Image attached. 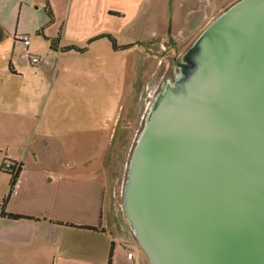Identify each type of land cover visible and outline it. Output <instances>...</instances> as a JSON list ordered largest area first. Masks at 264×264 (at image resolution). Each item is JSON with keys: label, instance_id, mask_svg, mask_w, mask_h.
Here are the masks:
<instances>
[{"label": "water", "instance_id": "obj_1", "mask_svg": "<svg viewBox=\"0 0 264 264\" xmlns=\"http://www.w3.org/2000/svg\"><path fill=\"white\" fill-rule=\"evenodd\" d=\"M149 88L120 205L149 264H264V0H235Z\"/></svg>", "mask_w": 264, "mask_h": 264}, {"label": "crops", "instance_id": "obj_2", "mask_svg": "<svg viewBox=\"0 0 264 264\" xmlns=\"http://www.w3.org/2000/svg\"><path fill=\"white\" fill-rule=\"evenodd\" d=\"M49 1L54 15L52 21L45 10L46 0H0V48H4L0 60L2 65H8L13 79L27 81L25 72L18 69L15 62L33 74L32 85L37 91L47 93V98L55 91V97L75 92L81 96L84 88L88 89L81 84L94 81L96 62H102L104 67L108 64L116 67L114 61L113 64L108 62L106 54L110 55L111 50L114 54L131 50L136 44L131 43L130 49L115 51L111 42L103 38L88 45L84 53H64L60 48L51 49L44 37L60 35V47H85L94 37L102 34L114 37L112 32H116L114 28L99 30L86 36V45L80 46L73 35L74 30L86 27L91 21L84 14L85 7L90 12L88 17L100 14L99 17H105L109 22V18L119 20L121 27L136 20L138 11L127 14L116 10L112 0ZM182 1L179 2L181 5H187H183L176 15L151 18L152 26L144 41L148 49L141 55L142 61L159 49L156 42L179 43L194 35V31L199 33L223 7L207 15L208 7L204 6L207 0ZM19 34L30 37L29 51L41 59L40 64L32 65L23 59L25 47L18 41ZM32 38L49 44L46 56L31 49ZM106 41L110 45L107 46ZM92 52L98 58L87 59ZM69 54L79 57H57L55 60V56ZM114 72L120 74L121 70L115 68ZM86 110L88 122L74 125L78 121V109H39L38 115L27 118V127L20 126L23 132L19 138H9L22 168L4 211L20 218L1 214L4 199L10 191L9 176L0 189V264H146L138 247L130 245L129 240L137 243L119 209L121 204L115 215L112 213L116 195H113L101 165L105 158L99 159L98 168L93 169L95 157L91 152L87 151L82 158L66 155L69 147L81 144L80 140L91 142L92 147L105 146L109 150L112 146L119 115L113 120L103 115L101 122L95 125L89 123L90 110ZM0 174L7 175L1 169Z\"/></svg>", "mask_w": 264, "mask_h": 264}, {"label": "rangeland", "instance_id": "obj_3", "mask_svg": "<svg viewBox=\"0 0 264 264\" xmlns=\"http://www.w3.org/2000/svg\"><path fill=\"white\" fill-rule=\"evenodd\" d=\"M207 1V3H204V6L208 7L206 8L208 9L207 15L218 10L225 2H231V0ZM53 2L61 3L60 0H53ZM179 2L184 1L112 0L111 4L116 10L126 12L127 14L130 12L134 13L136 9L138 11L139 17L129 23V25L123 27H121L119 20L109 18L112 21L109 22L106 21L105 17H99L100 14L94 18L88 17L90 12L85 7L84 14L91 21L89 20L90 22L86 24V27L82 26L74 30L75 34L73 35L80 46L86 45V36L90 34L94 35L99 30H105V28H114L116 32H112V34L118 44L134 43L136 44V48L118 54H114L111 50L110 55L106 54L108 62L111 61V64H113L114 61L116 67L109 64L104 67L102 62H96L94 68L91 65L90 68H93L95 78L94 81L91 80L89 83L81 84L88 88H84L81 96L78 92H75L71 95L55 97V91L51 97L47 98V93L37 91L34 85H32L34 83L32 81V78L34 79L33 74L27 72L25 68L15 62L17 68L25 72L27 81L23 82L20 79H13L8 65H2V60H0V166L2 167L11 162L19 164L17 157L14 155V145L10 143L9 138H19L23 132L20 126L27 127L29 124L27 118L38 115L39 109H78V114H76L78 121L74 125L76 123L83 124L88 122L86 109L90 110L89 123L94 122L95 125L101 122L103 115L106 117L108 115L110 116L109 119L113 120L118 114L117 127L115 133H113V135L115 134V138L109 150L105 146L92 147L91 142L89 144V141L80 140V145H73L66 152L68 157L73 158L77 156L82 158V156L87 154V151L91 152L95 157L93 169L98 168L99 159L105 158V163L103 162L101 165L105 169V176L108 179L107 183L110 182L112 193L116 195L112 208V213L115 215V211L118 210L119 204L122 202L126 167L130 161L132 149L136 143L139 131L143 127L142 118L146 110L144 106L147 104L149 88L157 83V79L160 81L166 73H168L167 79H170L169 82H171L174 70H177L173 64V60L181 59L197 36L190 37L179 43L164 42L165 47L162 50L156 49L153 52L154 54H150L149 58L143 60V63L141 55L148 49L144 41L145 36L149 34L152 26L153 20L151 18L156 16L169 18L176 15L178 10L182 9L183 5H187V3L181 5ZM211 5L213 6L211 7ZM57 9L61 13L60 7ZM82 19L79 18L80 21ZM69 33L71 35L72 30ZM66 41H68L67 38ZM108 41H106L107 46L110 45ZM156 44L159 45V42H156ZM48 47L49 44L44 40L32 38L31 49H36L42 56H46ZM3 51L4 48L1 47L0 53H3ZM57 57H61L58 59H63L65 57L79 56L76 54L55 56V60H58ZM83 58H86V56ZM92 58H98V55L92 52L87 59L90 60ZM20 66L22 68H19ZM115 68L121 70V73L114 72ZM140 96L141 98L139 99ZM50 114V112H47V116H50ZM92 118H95V120H92ZM106 122L109 121L107 120ZM7 175L0 174V189L2 188V184L9 179V175ZM129 241L130 245L134 248L138 247L142 252L145 263L149 264L142 249L133 243V241Z\"/></svg>", "mask_w": 264, "mask_h": 264}, {"label": "trees", "instance_id": "obj_4", "mask_svg": "<svg viewBox=\"0 0 264 264\" xmlns=\"http://www.w3.org/2000/svg\"><path fill=\"white\" fill-rule=\"evenodd\" d=\"M45 10H46V13L48 14L49 18L52 21L53 18H54V15H53V12H52L51 7H50V1L49 0H46ZM112 14L115 15V13H112ZM44 38L50 43L51 49L56 50V49L60 48L61 51L64 52V53H68V52L84 53V52H86L88 50V45H91L92 43H94V42H96V41H98L100 39H103V38H106L107 40H109L111 42V44L113 46V49L115 51L127 50V49H130V48L133 47V44L118 46L115 38L111 34H102L100 36H97V37L89 40L85 47H79V46H75V45H70V46H66V47H60V40H61V36L60 35L58 37H56V38H49V37H44ZM21 168H22V165H18V168H16L17 170H15V167H12L10 169L3 168V167L0 168L5 173H7L10 176V178H11L10 191H9V194L7 195V197L4 199V203L2 205V211H1V214L5 215V216H8L10 218H20V217H17V216L6 214L4 210L6 208V204H7L8 200H9L10 195L15 190V186H16V184L18 182L19 173L21 171Z\"/></svg>", "mask_w": 264, "mask_h": 264}, {"label": "built area", "instance_id": "obj_5", "mask_svg": "<svg viewBox=\"0 0 264 264\" xmlns=\"http://www.w3.org/2000/svg\"><path fill=\"white\" fill-rule=\"evenodd\" d=\"M18 41L21 42L23 44V46L25 47V51L23 52V57L30 62L32 65H38L41 62V59L35 55H33L30 51H29V46L31 44V39L28 35H19L18 37ZM3 168H7L10 169L12 167H15V170H17L16 168H18V164L17 163H9L6 164L4 166H2ZM129 257H132V255H130Z\"/></svg>", "mask_w": 264, "mask_h": 264}, {"label": "flooded vegetation", "instance_id": "obj_6", "mask_svg": "<svg viewBox=\"0 0 264 264\" xmlns=\"http://www.w3.org/2000/svg\"><path fill=\"white\" fill-rule=\"evenodd\" d=\"M234 1H235V0H233V1H231V2H228V3L225 2V4L223 5V8H222L217 14H219L221 11H223L224 9H226V8H227L230 4H232ZM196 14H197V13H195L194 15H196ZM217 14H216V15H217ZM216 15H215V16H216ZM213 18H214V17H213ZM194 32H195L194 35H191L190 37L193 38L194 36H196V35L198 34V33L196 34L197 31H194ZM190 37H189V38H190ZM189 44H190V43H189ZM164 47H165V46L163 45V43H159V45H158V48H159V49L162 50ZM145 106H146V104H145ZM145 106H144V109H145Z\"/></svg>", "mask_w": 264, "mask_h": 264}]
</instances>
